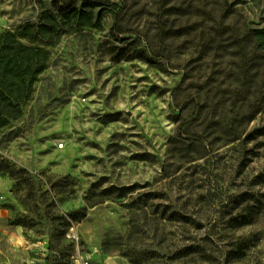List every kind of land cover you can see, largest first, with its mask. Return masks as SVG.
<instances>
[{"label": "rangeland", "instance_id": "obj_1", "mask_svg": "<svg viewBox=\"0 0 264 264\" xmlns=\"http://www.w3.org/2000/svg\"><path fill=\"white\" fill-rule=\"evenodd\" d=\"M123 1L0 0V33L88 6L103 27L63 34L22 115L0 129V264H71L77 251L92 264H264V136L199 157L178 134L182 120L210 122L193 120L210 108L200 63L116 35ZM227 1L264 27V0ZM145 2L142 22L127 15L140 28L155 17Z\"/></svg>", "mask_w": 264, "mask_h": 264}, {"label": "trees", "instance_id": "obj_2", "mask_svg": "<svg viewBox=\"0 0 264 264\" xmlns=\"http://www.w3.org/2000/svg\"><path fill=\"white\" fill-rule=\"evenodd\" d=\"M127 1V6L123 1L119 15L115 14L112 29L116 35L133 38L132 44L142 42L150 56L166 60L189 53L200 63L196 73L198 77H205V91L201 89L197 93L203 101L200 103H207L210 108H196L193 120L210 118V122L195 130L191 121L182 120L178 134L190 137L193 145L203 152L199 157H209L221 146L237 148L264 136V126L250 127L264 109V27L251 25L238 11L232 10L227 0L217 3L154 0L155 6L150 7L155 11L152 26L140 28V23H129L127 15L132 11L131 20L142 22L145 14L149 16L146 2ZM112 6L119 8V3L114 2ZM176 13L180 17L194 13L195 17L174 26L175 21L167 15ZM82 27L103 29L99 19L94 21L93 6L55 16L43 11L37 23L0 33V129L22 115L23 103L47 66L50 47L66 32ZM248 213L234 225L249 222L245 219ZM237 248L231 252L236 253Z\"/></svg>", "mask_w": 264, "mask_h": 264}, {"label": "built area", "instance_id": "obj_3", "mask_svg": "<svg viewBox=\"0 0 264 264\" xmlns=\"http://www.w3.org/2000/svg\"><path fill=\"white\" fill-rule=\"evenodd\" d=\"M71 264H92L89 256L87 254H83L80 251H77L73 256H72V262Z\"/></svg>", "mask_w": 264, "mask_h": 264}]
</instances>
